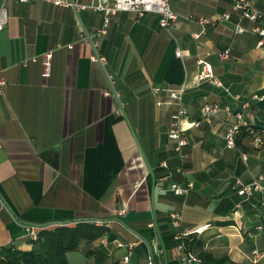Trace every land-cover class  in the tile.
<instances>
[{
  "label": "crops",
  "instance_id": "crops-1",
  "mask_svg": "<svg viewBox=\"0 0 264 264\" xmlns=\"http://www.w3.org/2000/svg\"><path fill=\"white\" fill-rule=\"evenodd\" d=\"M252 1L264 12V0ZM170 5L177 19L166 28L157 13L111 14L97 48L105 57L100 64L90 59L94 49L85 36L102 27V12L8 3L0 29L6 82L0 93V256L5 247H33L24 224L99 218L107 224L97 227L107 231L91 246L90 264H122L126 253L129 264H147L149 257L152 264H180L170 218L178 212L180 229L189 232L184 242L200 258L194 264H264V192L248 198L236 192L239 183L264 177V133L255 144L242 132L230 148L225 133L232 118L201 113L206 102L236 110L252 95H264V49L250 31L255 23L233 9V0ZM223 13L230 18L217 20ZM200 18L212 22L194 38ZM48 51L46 76L42 54ZM198 60L211 64L221 86L198 79ZM177 88L187 121L198 122L184 121L183 157L168 135L169 91ZM249 101L245 116H264L259 101ZM189 182L185 195L170 189Z\"/></svg>",
  "mask_w": 264,
  "mask_h": 264
},
{
  "label": "built area",
  "instance_id": "built-area-1",
  "mask_svg": "<svg viewBox=\"0 0 264 264\" xmlns=\"http://www.w3.org/2000/svg\"><path fill=\"white\" fill-rule=\"evenodd\" d=\"M45 2L50 3L60 7H71L76 11L84 9V8H92L94 10H98L103 13V24L102 27L95 33V35L89 36L86 35L87 38L94 49L93 53L90 55V59L95 62H99L103 64L105 62V57L98 53L99 39L106 32V27L109 23V17L111 14H114L116 11L120 10H129L133 11L138 15H143L145 13H157L159 15V25L161 27H169L172 25L176 19L177 15L172 10L170 2L171 0H98V3L93 5H84L82 3L77 2L76 0H0V29H2L9 18V2ZM234 10H239L241 15L255 24L250 29L251 32L257 35L258 39L256 42V46L258 48L264 49V12L260 11L252 0H233L232 5ZM230 18L229 13H223V15L217 19L226 21ZM199 24L201 29L199 32L194 33L193 37L198 38L201 34H204L206 31V26L211 24L212 20L208 18H200ZM237 32H243L244 28L239 25H236ZM71 47V45H69ZM229 50L225 49L224 51L219 53L220 58L228 57ZM176 55L180 56V50H176ZM43 57V66L44 72L43 75H48L50 66H51V51L45 52L42 54ZM37 56L32 57V61H37ZM198 63L201 65L200 71L198 73V79L207 80L210 83L221 86V82L214 76L212 72L211 64L204 60H198ZM5 79L0 77V93L2 92V87L5 85ZM182 88L170 89L169 97L173 101L174 110L170 116V127L168 131V135L175 141L174 149L177 152L178 156L183 157L182 148L186 145L187 141L184 137V121L188 120V113L186 109L182 106ZM238 98V96H236ZM249 100H264V95H252ZM246 100L240 104V107L236 110H233L227 104H220L218 102L212 103H204L201 108L202 118L209 119L211 116H214L218 113L224 114L226 117L232 118L227 131L225 133V142L227 147H234L236 145V139L240 135V133L244 132L250 135H253V141L255 144L262 143L261 133H264V116L256 117L255 119L249 120L245 116V109L249 107L250 101ZM187 123L189 125H198L197 121H190ZM245 158V155H243ZM262 180L264 177L259 176L257 179L248 184L237 185V193L238 195L248 198L251 197L255 192H264V184H262ZM192 187V183H187L185 186L172 185L171 190L177 195H185L189 189ZM116 213H123V210H116ZM170 218L173 226L176 228L174 237L178 240V249L180 250L179 262L180 264H194L195 262L200 261V258L186 249L184 244V238L189 234V232L183 231L180 229V214L178 212L170 213ZM90 222L96 226H106V221L104 219L94 218L84 220ZM75 222L70 223H59V224H24V229L27 237L31 243H34L38 240L39 232L42 229L56 226V225H71ZM199 229H195L197 232ZM100 243L102 245L107 244V238L103 236L100 239ZM134 245V243H129V249ZM117 247H122V243L117 241ZM122 264H129V253H126L122 256ZM147 264H152V261L149 257Z\"/></svg>",
  "mask_w": 264,
  "mask_h": 264
},
{
  "label": "trees",
  "instance_id": "trees-1",
  "mask_svg": "<svg viewBox=\"0 0 264 264\" xmlns=\"http://www.w3.org/2000/svg\"><path fill=\"white\" fill-rule=\"evenodd\" d=\"M264 108V100L259 101ZM107 229L97 227L87 221H78L71 225H56L42 229L30 250L2 248L0 264H69L67 253L83 244L86 255L91 254V246ZM186 249H191L187 240ZM117 264V263H115Z\"/></svg>",
  "mask_w": 264,
  "mask_h": 264
},
{
  "label": "rangeland",
  "instance_id": "rangeland-1",
  "mask_svg": "<svg viewBox=\"0 0 264 264\" xmlns=\"http://www.w3.org/2000/svg\"><path fill=\"white\" fill-rule=\"evenodd\" d=\"M69 264H90V257L86 255L82 249H76L67 253Z\"/></svg>",
  "mask_w": 264,
  "mask_h": 264
}]
</instances>
